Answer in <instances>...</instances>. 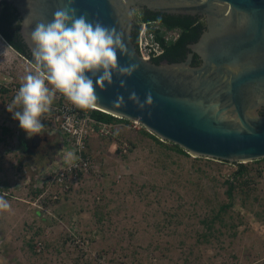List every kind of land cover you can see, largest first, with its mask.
I'll return each mask as SVG.
<instances>
[{
	"label": "rangeland",
	"instance_id": "obj_1",
	"mask_svg": "<svg viewBox=\"0 0 264 264\" xmlns=\"http://www.w3.org/2000/svg\"><path fill=\"white\" fill-rule=\"evenodd\" d=\"M34 69L0 33V264H264V158L237 173L118 117L90 136L91 169L61 186L58 138L34 147L8 111Z\"/></svg>",
	"mask_w": 264,
	"mask_h": 264
},
{
	"label": "water",
	"instance_id": "obj_2",
	"mask_svg": "<svg viewBox=\"0 0 264 264\" xmlns=\"http://www.w3.org/2000/svg\"><path fill=\"white\" fill-rule=\"evenodd\" d=\"M0 0V13H1ZM25 16L24 34L32 48L30 27L47 23L66 6L77 16L115 28L122 35L128 55H120L121 67L136 65L131 77L113 75V83L96 87V107L119 118L136 120L161 138L199 157L243 163L264 158V0H6ZM185 14H205L213 29L191 45L202 58L156 63L144 59L132 39L133 8ZM131 5V6H130ZM139 48V43H138ZM24 55V54H22ZM25 56V55H24ZM125 80L127 87L121 88ZM135 92L143 109L128 100ZM126 106L114 109L117 95ZM41 136L35 135L37 147Z\"/></svg>",
	"mask_w": 264,
	"mask_h": 264
},
{
	"label": "clouds",
	"instance_id": "obj_3",
	"mask_svg": "<svg viewBox=\"0 0 264 264\" xmlns=\"http://www.w3.org/2000/svg\"><path fill=\"white\" fill-rule=\"evenodd\" d=\"M74 2L69 0V5ZM29 27L35 69L24 76L13 107L8 108L29 138L43 133L42 120L57 94L78 109H92L98 100L96 87L111 85L114 74L131 77L136 70L134 64L121 67L118 63V52L128 55L121 33L90 22L85 15L77 16L75 7L66 6L57 10L51 21ZM120 87H127L125 80L121 79ZM128 100L140 109L150 102L148 97L142 102L134 91ZM124 106L125 99L118 94L112 107ZM0 208L7 209V202L0 201Z\"/></svg>",
	"mask_w": 264,
	"mask_h": 264
},
{
	"label": "built area",
	"instance_id": "obj_4",
	"mask_svg": "<svg viewBox=\"0 0 264 264\" xmlns=\"http://www.w3.org/2000/svg\"><path fill=\"white\" fill-rule=\"evenodd\" d=\"M147 25V23L144 24L139 35V51L144 59L164 52V46L156 40L155 32L148 29ZM164 38L169 41L171 36L170 34L164 35ZM93 109L98 108L95 106L88 110L78 109L62 95L57 94L50 112L44 118L43 132L47 134L46 136L57 137L64 148L63 157L54 164L56 167L52 178L61 186L68 187L73 179L85 175L93 166V158L87 152L88 141L92 133L99 132L103 135L114 133L113 123L95 118L92 115ZM133 122L142 126L136 120ZM50 175L49 173L47 177Z\"/></svg>",
	"mask_w": 264,
	"mask_h": 264
},
{
	"label": "trees",
	"instance_id": "obj_5",
	"mask_svg": "<svg viewBox=\"0 0 264 264\" xmlns=\"http://www.w3.org/2000/svg\"><path fill=\"white\" fill-rule=\"evenodd\" d=\"M5 7L3 10V13L0 15V33L1 35L8 41V43L15 48L17 51L24 54V51L27 52L26 44L23 42L21 34L19 33L20 28V19H18V13L16 11V7L10 4V2L6 1L4 2ZM142 18L140 20V23L147 22V21H158L160 26L158 28H152V30L155 32V38L157 41H159L165 48V52L158 56L153 58L155 62H159V60L163 57L169 58L170 62H174V60L181 59L185 57L186 52L188 50V44L191 41H194L197 36L201 32L202 25L198 23L195 24L197 21V18L191 15H181V14H169V13H162V12H155L151 11L150 9H145L142 11ZM165 27L166 29L171 28H180L182 30L180 37L173 42H167L164 38V30L162 28ZM140 24L136 26V28L133 30V39L137 41L139 31H140ZM17 37V40H15L14 36ZM33 61V58L29 55L28 57ZM198 63L197 56L193 59V64L196 65ZM92 115L102 121L105 122H113L118 119V117L112 115L111 113H107L104 111H101L99 109H93ZM125 121H129L126 118H119ZM146 133L148 131H145ZM149 133V132H148ZM151 134L154 138L157 140H160L158 136H156L153 133ZM174 144V143H173ZM174 147L184 153H188L184 148L180 147L177 144H174ZM239 169L237 173H244L247 168L243 163H238ZM233 191H234V185L231 183L227 190V195L230 199L233 197ZM232 203H228L223 206V208L230 207Z\"/></svg>",
	"mask_w": 264,
	"mask_h": 264
},
{
	"label": "flooded vegetation",
	"instance_id": "obj_6",
	"mask_svg": "<svg viewBox=\"0 0 264 264\" xmlns=\"http://www.w3.org/2000/svg\"><path fill=\"white\" fill-rule=\"evenodd\" d=\"M127 1L129 2V0H124V3H122V6L124 7V8H126V11L128 12V10H127V8H128V5H127ZM4 2H5V0H2L1 1V6H2V9H1V13H0V15L3 13V10H4V7H5V4H4ZM11 4V3H10ZM139 5V7L138 8H133V12H132V20H133V26H132V39H133V30L136 28V26L138 25V24H140V26H141V28H140V31H139V35H140V32H141V30L143 29V26H144V24L145 23H147L149 26H152L151 24H153V23H158L159 24V22L158 21H155V20H153V21H147V22H142V23H140V20H141V18H142V11H144L145 9H150L151 11H155V12H162V13H169V14H181V15H191V16H194V17H196L197 18V22L195 23V24H197L198 25V23L199 24H201L202 25V28H201V32H200V34L197 36V38L194 40V41H191L189 44H188V50H187V52H186V55H185V57H183V58H181V59H177V60H174V62H170L169 61V58H167V57H163V58H161L160 60H159V62H156V63H163V62H166V61H168V62H170V63H175V62H183V61H187V60H189V59H192V65H194L193 64V59H194V57L195 56H197V61H198V63L196 64V65H201L202 64V62H203V58H202V56H201V54L197 51V50H195L194 48H192L191 47V45L192 44H194V43H196L199 39H200V37L202 36V34L204 33V32H206V31H210L211 29H213V25H212V23H211V20L207 17V15H205V14H200V13H195V14H185V13H177V12H168V11H161V10H159V8H156V9H151V8H149L147 5H144V4H139V2H137V3H132L131 2V5ZM12 5L13 6H15L13 3H12ZM130 5V6H131ZM16 7V11H17V13H18V19H20L19 21H20V28H19V33L21 34V37H22V40H23V42L26 44V49H27V52L26 51H24V55L25 56H27V57H29V55L32 57V50H31V48L29 47V45H28V42H27V39H26V37H25V34H24V28H25V16L23 15V13H22V11L20 10V9H18V7L17 6H15ZM163 29L165 30V31H167V32H169L168 34H170V36H171V38H170V40L169 41H167V42H173V41H176L179 37H180V35H181V32H182V30L180 29V28H178V27H176V28H171V29H166L165 27H163ZM139 35H138V39H137V41H135L134 39H133V41L135 42V45H136V48H137V50L139 49L138 48V43H139ZM14 36V35H13ZM14 38H15V40H17V37L16 36H14ZM138 52H139V50H138ZM164 52H165V48H164ZM21 53V52H20ZM149 60H153V61H155L153 58L152 59H149ZM260 114H264V106L261 108V110H260Z\"/></svg>",
	"mask_w": 264,
	"mask_h": 264
}]
</instances>
